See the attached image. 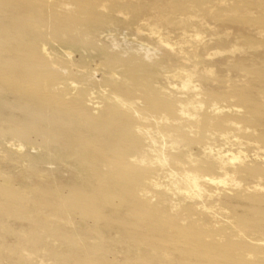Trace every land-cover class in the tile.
Returning <instances> with one entry per match:
<instances>
[{"label":"bare ground","instance_id":"1","mask_svg":"<svg viewBox=\"0 0 264 264\" xmlns=\"http://www.w3.org/2000/svg\"><path fill=\"white\" fill-rule=\"evenodd\" d=\"M0 13V146L19 166L0 169V231L31 232L0 255L32 264L85 205L46 159L82 173L95 223L149 226L183 264H264V0H0ZM121 35L127 56L107 44ZM91 64L108 92L79 85Z\"/></svg>","mask_w":264,"mask_h":264},{"label":"rangeland","instance_id":"2","mask_svg":"<svg viewBox=\"0 0 264 264\" xmlns=\"http://www.w3.org/2000/svg\"><path fill=\"white\" fill-rule=\"evenodd\" d=\"M135 2L138 4L141 3V0H135ZM2 16L3 15L0 13V17ZM124 38L123 35L118 37V45L116 46L120 45V48H116L113 43L111 44V40H108L107 44L112 49L124 54L123 56H127L130 52V46L127 45ZM144 53H146V51H143V54ZM144 55L146 59L153 60L159 54H157V51L151 47V49L149 48V51H147V54ZM95 67L94 64H91L85 69L82 68L83 71H79L78 81L81 79L79 85L82 84L89 88L91 92L95 93V95L99 92L106 93L108 92V87L105 86V83L102 80V74L98 71L95 72ZM92 69L94 71H92ZM218 74L224 78V81L227 79V72L224 69H220ZM235 77L237 80H241L243 85H252L247 78L245 79V77L234 76V78ZM256 80L260 81L258 79H255V81ZM231 82H233V80ZM262 84H264V80H262ZM248 91L253 94L257 90L248 89ZM33 139L36 138L34 137ZM63 140L64 142H68L69 138L65 137ZM9 141L12 143L14 142L13 140ZM3 145L0 146V169L7 171L12 175L17 174L19 166L15 161L17 156L16 152L11 149L10 145H6V143ZM45 146L46 143L43 144V147ZM17 149L19 150L21 148L17 147ZM26 149L33 155L38 153L43 155L44 151H48L46 148L38 147V144L32 145ZM42 163L44 164V169L48 173L70 186L72 189L70 191L71 194H78L76 189L82 188L81 193L87 197L90 196V190L86 188V180L82 173L74 168L72 169L69 164L62 167L53 162L47 163L46 159L42 160ZM48 186L52 187L53 185L50 184ZM204 189L209 196L221 193L220 190L210 185H207ZM228 192L230 193V196H234V191L231 190ZM87 197L84 198V207L77 208L78 215L68 217L65 214H60L57 217V225L61 226L63 229L62 234L60 236H51L47 241L41 239L37 244L34 262L32 264H82L85 261L88 264H105V261L112 258L116 260L115 262L118 264H183L192 261L190 257L178 252L177 248L174 247V244L171 245V243H168L163 245L160 243L157 239L158 236L160 237V233L152 230L149 226L118 229L113 226H108L107 223L103 221L95 223L92 220L93 218L98 217L102 205L96 202H89ZM232 199L233 202L240 203L234 197ZM87 201L89 203H87ZM207 202L210 205L214 204V202H216L215 196L211 197ZM43 208L48 212H53L51 207L44 206ZM1 223L3 222L0 220V227ZM29 226L30 223L28 222H10L8 227L13 229V231H0V243L5 245V247L10 246L11 248L21 246L23 239H21L20 235L30 234ZM107 245H115V251L108 253ZM0 264H12V261L8 259V255L1 254Z\"/></svg>","mask_w":264,"mask_h":264}]
</instances>
